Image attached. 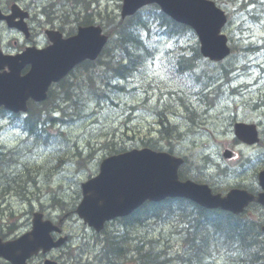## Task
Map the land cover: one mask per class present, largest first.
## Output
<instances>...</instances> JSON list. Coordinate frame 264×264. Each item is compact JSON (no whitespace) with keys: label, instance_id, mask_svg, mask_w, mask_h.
Segmentation results:
<instances>
[{"label":"rangeland","instance_id":"374dc122","mask_svg":"<svg viewBox=\"0 0 264 264\" xmlns=\"http://www.w3.org/2000/svg\"><path fill=\"white\" fill-rule=\"evenodd\" d=\"M2 1L4 10H7L11 0ZM86 1H90L89 17H95L96 22L106 18L107 14L119 18V0H99V5L95 4V0ZM251 1L253 5H247L250 0L215 1L229 17L223 32L234 51L221 63L201 59L196 68L194 66V77L186 75L183 79L173 75L169 64V59L180 53L177 51L179 47L188 48L196 42L192 34L171 38L150 27L146 35L153 48L152 58L127 81L117 83L123 87L121 91L112 92L111 88L102 87L101 93L108 97L105 102L83 98L81 111L77 112L72 105L66 104L63 99L65 93L62 94L60 88H53L48 107H58L59 110L53 112L61 122L47 130V142L35 143L34 139L25 135L19 119L0 116V152H3L0 158L5 161L4 165L0 164V234L15 237L26 232L30 229L32 213L39 211L47 218L61 220V227L71 235L65 251L53 253L60 263L70 254V249L82 246L83 249L78 252L83 251L85 255L80 264L85 261L98 264L94 249L98 251L104 237L96 236L75 214L81 200L80 183L95 176L100 161L114 150H129L144 143L155 144L164 150L172 144L174 152L187 157L191 166L187 164L186 170L204 173L207 177L202 179L216 181L219 187L251 185L254 175L264 164V0ZM83 3L84 0H78L74 9L73 0H21L20 6L31 12L32 39L43 45V27L55 25L57 28L64 15H68L71 23L67 26L74 25L75 28L74 15L84 11ZM242 5L245 7L242 8ZM43 11H52V24L40 16ZM24 43L20 35L3 25L0 27V50L16 53L24 48ZM170 52L175 53L168 55ZM196 80L199 81V88L194 91V98H190L192 91L187 87L189 83H197ZM79 82L74 80V83ZM210 94L217 99L208 101ZM177 96L185 98L187 102L180 100L189 104V111L188 114L182 112L180 121L176 123L177 129L171 131L174 137L168 142L163 141L158 133V113L164 110L170 112L169 105L176 104ZM207 104H211L210 107ZM235 122L254 124L260 131V143L247 147L235 141L232 133ZM225 149L235 156L223 160ZM218 168L226 171L223 173ZM13 181L17 183L8 190L9 183ZM253 212V209L249 210L250 214ZM174 226V221H144L142 227L128 229L130 240L124 243L122 249L128 250V245L145 237L137 243L143 245L152 240L155 252L165 254L163 259H176L174 255L182 253L184 245L179 233L181 226L177 225L176 229ZM108 229L123 233L118 225H109ZM122 235L113 238L114 241L117 242ZM159 235L162 236L159 242L154 241ZM87 243H95V247H88ZM192 255L190 264H226L231 257L227 249L216 243L208 245V253L203 254L201 248L199 255L195 252ZM135 262L136 256H130V252L118 260L120 264ZM68 263L67 259L64 260V264ZM0 264L6 263L0 261ZM29 264H40V261L34 260Z\"/></svg>","mask_w":264,"mask_h":264},{"label":"water","instance_id":"95a60500","mask_svg":"<svg viewBox=\"0 0 264 264\" xmlns=\"http://www.w3.org/2000/svg\"><path fill=\"white\" fill-rule=\"evenodd\" d=\"M156 3L164 13L176 21L190 26L200 41V52L211 60H222L229 53L226 38L218 36L225 23L223 12L213 2L207 0H123L122 18L133 15L140 7ZM14 10V11H13ZM13 15L7 20L8 26H16L25 33L24 25H15ZM52 45L43 50L27 49L21 55L6 57L0 54V70L8 67L9 73H0V106L12 112L25 111V101L31 97L35 101L46 98V91L52 82L59 81L76 64L94 60L106 42L98 27L78 29L74 37L61 39L57 33H47ZM30 71L24 77L19 73L26 63ZM234 133L241 141L253 144L257 134L253 126L235 125ZM229 157V155H225ZM182 160L166 153L149 149L132 150L109 157L99 168V174L81 184L82 200L76 209L84 223L99 231L103 223L110 219L130 214L145 201L159 202L166 198L188 199L207 209H221L233 214L242 212L250 202L264 206V170L258 181L262 192L254 197L246 191L230 190L225 196L212 194L206 185L191 181L180 182L177 169ZM264 232V227L262 228ZM58 231L50 221H43L42 215L34 213L32 229L19 238L2 242L0 257L11 264H26V261L40 250L45 253L60 246L64 239L53 242L50 232ZM44 264H54L45 261Z\"/></svg>","mask_w":264,"mask_h":264},{"label":"trees","instance_id":"16d2710c","mask_svg":"<svg viewBox=\"0 0 264 264\" xmlns=\"http://www.w3.org/2000/svg\"><path fill=\"white\" fill-rule=\"evenodd\" d=\"M74 1L78 2V0ZM86 5L84 4V16L79 24L88 26L95 24V18L89 17V14L86 13ZM98 24L105 29L110 37L109 43L103 50L101 57L94 62H85L77 69L78 77L74 76V80H81L82 85L78 86L72 83L66 86L67 83L65 85L64 83L60 84L62 92L65 93L63 99L67 102L66 104L68 106L72 105L77 112L81 111V102H83L84 96L89 99L102 100L104 98L102 96L103 93L100 91L102 87L111 88L112 92L114 88L121 89L118 85L115 87L112 82L118 79L117 83L127 81L144 62L152 57L153 49L147 43L148 39H143L142 37V33L144 34L145 31L149 30L150 26L147 27V25H155L156 28L160 27L169 36H179L191 31L189 28L171 21L156 6L145 7L134 16L123 20L118 17H110L107 14L106 18H101ZM187 50L188 52H186ZM177 51L180 53H176L175 56L169 59L173 75L183 79L186 78V75L194 77V66L196 68L197 62L201 58L198 46L193 43L188 48L179 47ZM170 53L174 54L175 52ZM74 80L72 81L74 82ZM195 82L199 83L198 80ZM76 90L79 91V94L75 93ZM47 102L37 109H35L36 105H31L28 114H26L20 124V127L30 135L29 138L34 139L35 143L39 141L46 142L47 137L49 138V134L45 129L47 125L56 124L57 121L61 122L55 118L57 114L53 112L59 110L58 107L53 105V108L49 109ZM1 112L4 113L3 110ZM62 122H64V118ZM160 134L162 138L168 139L164 135L163 130L160 131ZM146 146L155 148L154 145L147 144ZM125 150H114L113 153ZM3 163L5 161L0 158V164L4 165ZM181 172V178H185L187 171ZM192 179L197 180L194 176ZM16 183L17 181L9 183L8 190L11 185ZM258 210L260 208L257 206V213L254 215L246 212L242 215L233 216L221 211H207L184 200L146 203L131 216L116 220L110 224L112 226L118 225V228L122 229L123 233L111 231L108 227L102 231V234H106L104 236V241L106 242L105 257L109 264H118L116 260L125 257L121 252L123 250L122 246L124 248V243L130 240L128 229L133 230L142 227L144 220L147 219L156 221L168 219L175 222V229L177 225L181 226L179 233L182 234L183 240L181 241L184 245L182 253L176 255V259H163L160 253L155 252L156 249L152 247L153 241L147 240V243L143 245L137 243L145 239V237H141L137 239L136 243H131L133 246L128 245V249L134 248L137 254L136 264H176L173 260L190 264L193 252L199 255L202 248L203 254L208 253L206 250L208 241L211 238L217 239L218 237L230 241V245L234 246L235 258L229 264H264V234L260 230L264 224V212L262 213L263 209L261 213ZM125 232L127 234L121 236L118 242L109 239V237L115 238ZM161 238L162 236L159 235L158 239H156L159 242Z\"/></svg>","mask_w":264,"mask_h":264},{"label":"bare ground","instance_id":"6f19581e","mask_svg":"<svg viewBox=\"0 0 264 264\" xmlns=\"http://www.w3.org/2000/svg\"><path fill=\"white\" fill-rule=\"evenodd\" d=\"M20 2H21V0H19ZM76 3H75V1L73 0V5H75ZM86 7H87V9L89 10V4H87L86 5ZM79 14L81 15V13H76L74 16H75V20L73 21V22H76L77 20H78V17H79ZM40 16H43V17H45V19H46V21H49V20H51L52 18H53V16H54V14L52 13V11H43L41 14H40ZM81 18H82V16H81ZM19 20V19H18ZM60 23L61 24H69V23H71L70 21H68V15H64V17H63V19L60 21ZM115 36V35H114ZM117 51V50H116ZM139 53V52H138ZM115 54H117V53H115ZM118 55V54H117ZM235 64V63H234ZM233 65V64H232ZM234 70V69H233ZM247 72V71H246ZM105 74V73H104ZM238 75V74H237ZM109 81V80H108ZM113 81V80H112ZM118 81H119V79H118ZM113 83V82H112ZM113 86V85H112ZM119 87V86H118ZM121 88V87H120ZM118 90H120L121 91V89H118ZM243 95V94H242ZM102 96L104 97V98H106L103 94H102ZM198 97V96H197ZM170 108H171V111L170 112H167V111H163V113H158L159 114V117H160V123H161V128H160V131H164V135L165 136H167L168 138L169 137H171V136H174L173 134H171V131H175L176 129H177V124L176 123H178L179 121H180V115H183V113L184 114H188V108H189V104L188 103H184V102H182L181 100L179 101V104H172V103H170ZM160 110V107H158V111ZM184 111V112H183ZM183 112V113H182ZM57 116V115H56ZM56 116H55V118H56ZM16 121H18V120H16ZM58 123H60L59 121H57L56 122V124H52V125H50V126H46L45 127V129L46 130H48V129H51V128H53V127H55V125L56 126H58ZM166 132V133H165ZM170 133V134H169ZM3 152H0V155L2 154ZM165 218H167V217H165ZM148 220V219H147ZM147 220H145V221H147ZM151 220H153V219H151ZM158 221V220H157ZM161 221H169L168 219H163V220H161ZM175 229V228H174ZM125 234H127V232H125L123 235H125ZM122 235V236H123ZM104 239L105 238H103V242H102V246L98 249V251H96L95 249H94V252H96L95 254H94V258L96 259L97 258V260H96V262H98V263H102V264H109V261L107 260V258L105 257V253H106V248H105V241H104ZM109 239H111V240H113L114 241V239L113 238H110L109 237ZM119 239H120V237H119ZM119 241V240H118ZM117 241V242H118ZM152 241V240H151ZM154 241H157V239L156 240H154ZM115 242V241H114ZM86 246H93V247H95V243H92V244H89V243H87L86 244ZM125 247V246H124ZM79 250H76L75 251V254L73 255V256H71V258L70 259H67L68 260V264H80V262H82V258H80L81 256H82V252H78ZM119 251H120V249H119ZM122 254H123V256H127V253L128 252H130V256L131 255H133V254H135V256H136V259H137V254H136V252H135V250H134V248H131V249H128V250H126V249H123L122 251ZM158 253H160V256L162 257V256H165L164 255V253H161V252H158ZM170 256V255H169ZM240 256V255H239ZM162 259V258H161ZM164 259H169V260H171V258H167V257H164ZM177 262V261H176ZM118 264H120V263H118ZM184 264V263H183Z\"/></svg>","mask_w":264,"mask_h":264}]
</instances>
